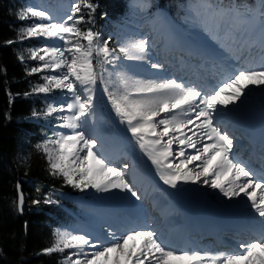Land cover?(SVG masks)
I'll return each instance as SVG.
<instances>
[{
	"label": "snow or ice",
	"instance_id": "snow-or-ice-1",
	"mask_svg": "<svg viewBox=\"0 0 264 264\" xmlns=\"http://www.w3.org/2000/svg\"><path fill=\"white\" fill-rule=\"evenodd\" d=\"M83 6L88 9L87 20L78 3H73L69 14L64 16H57L44 5L21 9L18 19L33 22L22 27L15 40L6 41L13 44L43 38V46L30 50L29 58L39 64L31 67L29 74H48L32 93L62 90L68 94L64 101L54 99L42 113L45 116L66 113L58 116L61 121L58 126L70 130L53 132L43 145H38L47 157L50 173L63 177L66 184L81 191L94 189L106 193L117 189L139 199L127 177L130 165L117 166L97 147L99 139L92 125L96 118L99 80L116 115L127 125L132 138L156 166L165 184L173 188L181 182L203 184L219 189L229 199L243 194L259 217L264 218V169L257 172L250 161L234 153L235 133L219 118L222 109L240 101L250 86H264V0L255 7L238 4L224 7L211 3L191 7L194 18L202 14V9L213 10V15L221 22L226 18H244L259 32V39L250 42L232 26L222 27L218 23L214 32L205 28L220 49L219 52L197 49V53L206 58L220 56L225 62H239L245 59V52L251 55L257 45L261 51L259 65L245 62L239 69L224 73L223 79L212 88L177 78L135 79L124 71H116L117 80L113 81V72L106 65L115 69L121 65V57L146 60L149 40H130L118 49L110 48L111 36L102 40L101 33L92 27L81 28V24L94 22L97 8L91 2ZM49 41H59L60 46ZM19 59L23 61L24 57L21 55ZM148 63L153 69L164 68L161 63ZM222 94L226 98H221ZM174 145L178 146L177 151ZM256 189L260 190L259 196L255 194ZM24 199L23 192L19 191L16 203L21 212ZM55 202L50 198L45 200V203ZM106 236L112 239H102L86 230L57 229L52 246L42 251L52 254L70 250L61 264H264V235L240 242L238 248L242 253L177 248L158 231L144 228L129 229L120 237L110 229Z\"/></svg>",
	"mask_w": 264,
	"mask_h": 264
},
{
	"label": "trees",
	"instance_id": "trees-1",
	"mask_svg": "<svg viewBox=\"0 0 264 264\" xmlns=\"http://www.w3.org/2000/svg\"><path fill=\"white\" fill-rule=\"evenodd\" d=\"M31 0H0V264H61L65 253L44 254L43 249L52 246L55 231L76 219L79 203L74 197L82 191L64 182L61 176L50 173L43 145L54 131V114L42 113L59 93H32L43 83L48 73L29 74L39 61L31 60L30 50L41 45V38L15 40L17 32L31 20L18 19L17 13L29 6ZM151 7L163 6L178 18L190 3L197 0H144ZM217 3L218 0H210ZM97 5L92 27L107 40L116 31L132 9V0H78L81 14L87 20L88 9L83 5ZM260 0H221V6L232 4H259ZM106 14V15H105ZM113 39V38H112ZM109 40V45L115 42ZM23 56V61L19 59ZM25 93H32L25 95ZM41 113L34 116L33 113ZM22 186L25 196L23 214L17 208L18 189ZM39 189V191L37 190ZM50 198L55 203H45ZM40 201L35 204L33 201Z\"/></svg>",
	"mask_w": 264,
	"mask_h": 264
},
{
	"label": "rangeland",
	"instance_id": "rangeland-1",
	"mask_svg": "<svg viewBox=\"0 0 264 264\" xmlns=\"http://www.w3.org/2000/svg\"><path fill=\"white\" fill-rule=\"evenodd\" d=\"M42 1H46L47 3L43 4ZM34 5H44L47 8H51L54 10V13L57 16H64L66 14H69V9L72 6V0H54L53 2L49 3V0H34ZM207 0L200 1L199 4H206ZM191 9V8H190ZM190 9L188 11V15L184 17V21L180 22L182 23H176L169 19L168 11L165 9H158L157 11L154 10L152 13L149 10V5L145 2L139 1L135 7H134V13L132 15V19L134 21H131L128 23L125 27L122 28V44H124L127 41H130L129 35L133 34V39L131 40H138L141 38H146L149 40V52L147 54L146 60L138 61L139 66H137V69L132 66V60H125L127 62L126 65L123 66L124 72L130 77L135 79H160V78H171V75H174V72L171 70V74L167 76L161 71L154 70L151 68L148 61H151V63H162L164 59L166 58H174L176 59V56H173L172 54L168 55L167 51H164L160 49L158 52V48H153V44L156 45L157 43H161V41H164V37H175V40L182 44V45H189L187 47H195V48H204L206 47L208 50H212L214 52H219V46L209 37L208 33L205 31V28H207L209 31H215L216 26L218 23H221L222 27H229L232 26L234 28H238L240 30V33L244 35L245 38H247L249 41H256L259 39V32L258 30H253L250 25L244 20V18H237V19H229L226 18L223 22L219 20L218 17L213 15V10L204 11L201 10L202 14L198 18H194L191 15ZM247 30V31H245ZM126 35H124V34ZM160 34V35H159ZM128 35V37H127ZM151 35V36H150ZM157 36L159 38L157 41H153L154 36ZM166 39V38H165ZM48 43H54L56 46H60L59 41H49ZM187 44V45H186ZM43 46V44L41 45ZM39 46V47H41ZM164 52L166 53L164 55ZM248 56L247 54H245ZM217 58L220 56H216ZM249 57V56H248ZM255 58V56H254ZM173 59V60H174ZM243 61V60H242ZM249 61V59L244 60ZM235 60H227L225 62L223 58V70L221 74L223 75L225 72L226 66H229L230 68L239 69L240 67H234ZM220 64V63H219ZM122 66V65H121ZM256 66V65H254ZM108 67L109 71L113 72L112 80L116 81L117 77L115 76V69H113V66L106 65ZM222 69V66H221ZM99 70V67H98ZM214 75V74H213ZM107 76V74H106ZM186 78L185 75L179 76V79ZM178 79V76H177ZM211 79L214 83H216V80L214 81L213 78H207ZM206 81L205 79H202ZM97 91H96V100L95 104L96 106L99 105L98 109H95V121L93 122V131L96 137L99 139V143L97 147L102 148L104 154L108 157H112L114 151L116 148H118L122 153H126V155L129 157L127 159H130L131 162H133V168H136L134 170V174H142L143 177L147 176V181H151L155 187H160L159 189L162 191V189L171 188L170 185L165 184L159 176V172L156 169V166L151 163V161L148 159V157L142 152V150L138 147L136 141L132 138L131 133L127 130V128H124L125 131H127V142H124L123 140L119 142V140L115 141L114 143L111 142L113 140L114 136L120 137L122 139L121 133L116 128H114V121L111 119V117L114 120H120V118L116 115L115 111L113 110L111 103H108L107 106H104V111L108 114L103 113L102 108H100L102 103L100 102V99H108L107 94L103 92L102 88V82L99 81L97 84ZM206 87L205 83H202ZM229 92L232 91V89L228 90ZM264 86H250L249 90H247L244 94V96L241 98L240 101L236 102V106L240 105L244 101H248L249 105L252 107V111H257L258 108H261L262 111L264 110ZM66 98H68V94L65 91L59 90V93L57 94V97H55V100L57 101H64ZM221 98H226L225 95L222 94ZM54 100V99H53ZM52 100V101H53ZM51 101V102H52ZM50 102V103H51ZM247 109L245 108H238L233 111L231 116L235 117V120L237 123H240L243 126H251L255 124V131L261 132L264 131V122H254V114L246 112ZM264 114V111L261 112ZM66 113H56L54 114L56 120H53L56 123L54 124L55 130L57 132L63 131L65 133L69 132L68 129L60 128L58 125L61 123V121L58 119V116L63 115ZM110 115V116H109ZM258 117V116H257ZM120 124L124 127H127L126 124L119 121ZM239 135V134H238ZM237 137V135H235ZM239 140V138H238ZM240 141V140H239ZM237 140H235V143ZM241 142V141H240ZM243 149L251 150L250 146H244ZM178 150V146L174 145V151ZM126 163V162H125ZM117 166H122L118 165ZM156 171V178L159 180V183H156L154 180L151 179L153 175V170ZM130 169L126 170L127 177L129 178L130 175L128 172ZM152 174V175H151ZM136 175V177H137ZM131 179L129 178V182ZM184 183V182H183ZM133 187H134V183ZM179 185V184H178ZM184 189L185 191L189 192L192 191L193 187H197L196 183H184ZM134 190L137 192L139 199L136 197H133L129 192L126 191H120L117 189L111 190L110 192H96L94 189H86L85 192L88 193V195L95 197L94 201L97 204H100L99 207L101 210L96 211L94 209H86L89 211V215L87 219H85V222L81 223L80 225H75L70 227V230H86L89 232L94 233L97 236H100L102 239L105 240H111L112 237H107L106 233L111 229L114 231L117 235V237H120L126 232L123 231V227H126V222L131 215V213H134L139 210L138 206L140 204V201L146 202L149 198V195H144V198L140 200V195L138 191L134 188ZM208 191V194L212 193L213 195H216V197L219 199L220 202L231 205L232 203L229 200L237 201V206L245 205L243 194H241L240 197L229 199L227 197H224L222 193L219 192V189H206ZM257 191V189H256ZM255 191V192H256ZM197 194H199V191H196ZM211 195V194H210ZM140 200V201H139ZM248 200V198H247ZM139 201V202H137ZM248 202V201H247ZM231 203V204H230ZM99 206V205H97ZM186 208L192 210H203L202 207L185 202ZM236 206V207H237ZM89 221H92V224H88ZM64 229V228H63ZM133 242L130 241L129 244L131 245ZM88 251H92V249H88Z\"/></svg>",
	"mask_w": 264,
	"mask_h": 264
},
{
	"label": "bare ground",
	"instance_id": "bare-ground-1",
	"mask_svg": "<svg viewBox=\"0 0 264 264\" xmlns=\"http://www.w3.org/2000/svg\"><path fill=\"white\" fill-rule=\"evenodd\" d=\"M248 56H251V57H254V55H249V54H247ZM207 88H212L211 86L210 87H207ZM263 93H264V91H262ZM238 108H245V109H247L246 110V112H248V113H253L255 116H254V118H256L257 116L258 117H260V116H262V115H259V114H261V112H263L262 111V109L261 108H258V110L257 111H252L251 109H252V107L249 105V102L248 101H244V102H242L240 105H238V106H236V103L235 104H232V105H228V107L227 108H223L222 109V111L224 112V114H225V117L224 118H227L228 116H227V112L229 111V112H231V111H233V110H235V109H238ZM258 117H257V119H258ZM231 118V120L229 121V123H231V124H233L234 125V127L237 129V130H239L240 129V127H238V126H236V124H239V125H241L240 123H237V122H235L234 121V118H233V116H231L230 117ZM232 121H234V122H232ZM191 127V126H190ZM250 128H253V126H242V130H246L247 132L246 133H250V135H253L255 138H257V137H259L258 138V140H264V137H262L260 134H258V133H256L255 131H253V130H251ZM241 130V129H240ZM198 186H197V188L199 189V190H201L200 192V196H193V199L198 203V204H201V205H204V206H206V207H208V208H210L211 209V211H210V213L212 214L214 211H216V204L218 203V202H220L219 201V199L216 197V195H213V197L211 198V199H209V194H208V191L209 190H207L206 191V189L208 188V186L207 185H203V184H197ZM153 189V187L151 188H148V189H146V191H150V190H152ZM209 189H210V187H209ZM174 192V193H173ZM170 191V192H168V195L169 196H172V197H174V198H182V193L181 192H176V191ZM155 194H156V196H155V198L156 199H160V198H162V196L160 195V194H158L157 192H155ZM204 196H206L205 197V199H204ZM231 203V207H232V209H235V208H237V207H240V206H237V201H233V200H229ZM247 201H249V199L247 200V198H244V203L245 202H247ZM237 206V207H236ZM245 206L246 207H249V204L248 203H245ZM209 212H205V214L207 215ZM204 214V215H205ZM160 227H162L163 228V230H164V226H160V225H155V230L156 231H158V229L160 228Z\"/></svg>",
	"mask_w": 264,
	"mask_h": 264
},
{
	"label": "water",
	"instance_id": "water-1",
	"mask_svg": "<svg viewBox=\"0 0 264 264\" xmlns=\"http://www.w3.org/2000/svg\"><path fill=\"white\" fill-rule=\"evenodd\" d=\"M19 191H21V186H20V188H19ZM25 202V201H24ZM24 205V204H23ZM21 212V211H20ZM21 213H23V211L21 212Z\"/></svg>",
	"mask_w": 264,
	"mask_h": 264
}]
</instances>
